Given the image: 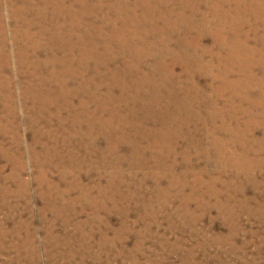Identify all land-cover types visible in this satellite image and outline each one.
<instances>
[{"label":"rangeland","instance_id":"obj_1","mask_svg":"<svg viewBox=\"0 0 264 264\" xmlns=\"http://www.w3.org/2000/svg\"><path fill=\"white\" fill-rule=\"evenodd\" d=\"M0 264H264V0H0Z\"/></svg>","mask_w":264,"mask_h":264},{"label":"bare ground","instance_id":"obj_2","mask_svg":"<svg viewBox=\"0 0 264 264\" xmlns=\"http://www.w3.org/2000/svg\"><path fill=\"white\" fill-rule=\"evenodd\" d=\"M13 2V1H12ZM193 2V1H192ZM81 7V6H80ZM85 8V7H84ZM80 18V17H79ZM81 20V19H80ZM84 82V81H83ZM206 89V88H205ZM177 90V89H176ZM177 101V100H176ZM218 105V104H217ZM76 146V145H75Z\"/></svg>","mask_w":264,"mask_h":264}]
</instances>
